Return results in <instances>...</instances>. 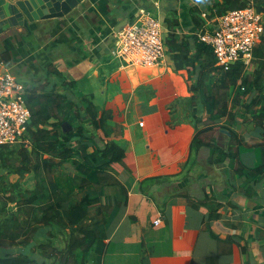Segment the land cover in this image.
<instances>
[{
    "label": "crops",
    "instance_id": "obj_1",
    "mask_svg": "<svg viewBox=\"0 0 264 264\" xmlns=\"http://www.w3.org/2000/svg\"><path fill=\"white\" fill-rule=\"evenodd\" d=\"M193 7L214 18L209 0H84L31 31L14 27L0 35V54L9 57L3 70L10 69L26 88L49 81L47 90L65 91L51 74L56 68L79 93L111 111L127 140L129 191L104 233V264H141L143 258L149 264H264V167L258 168L264 166V128L249 121L239 142L238 124L231 126L236 134L216 127L210 132L230 156L211 162L209 147H192L196 127L182 104L191 95L188 69H176L168 54L163 64L143 67L127 65L114 53L117 33L141 10L163 23L176 16L184 35L193 38L199 32ZM237 119L243 123L245 116ZM61 127L73 129L69 121ZM90 143L89 152L101 144L95 137ZM152 176L166 179L152 184L149 193L134 189ZM178 189L181 195H174ZM167 194L174 196L160 207Z\"/></svg>",
    "mask_w": 264,
    "mask_h": 264
},
{
    "label": "trees",
    "instance_id": "obj_2",
    "mask_svg": "<svg viewBox=\"0 0 264 264\" xmlns=\"http://www.w3.org/2000/svg\"><path fill=\"white\" fill-rule=\"evenodd\" d=\"M209 1L213 16L252 3L264 12V0ZM191 16L198 29L206 23L196 7ZM164 24L166 53L176 69L189 72L187 118L196 127L192 147L207 146L214 153L211 162L222 161L230 154L210 131L227 128L236 134L231 127L236 123L242 130L237 138L241 142L249 121L264 128V33L249 64L239 60L224 68L209 44L198 35L191 39L184 35L176 16ZM8 58L0 54L5 63ZM51 74L62 80L65 91L47 90L49 81L23 91L32 112L25 135L29 142L0 145V264H104V233L122 212L129 191L127 140L116 130L110 110L79 93L56 68ZM203 112L208 113L206 118ZM240 115L245 120L239 124ZM64 121L73 125L70 132L63 131ZM92 136L101 144L89 152ZM165 179L148 177L136 182L134 189L149 193L152 184ZM176 194L181 195L179 189ZM174 195L167 194L163 202L157 199L160 207ZM141 264H149L148 259Z\"/></svg>",
    "mask_w": 264,
    "mask_h": 264
},
{
    "label": "built area",
    "instance_id": "obj_3",
    "mask_svg": "<svg viewBox=\"0 0 264 264\" xmlns=\"http://www.w3.org/2000/svg\"><path fill=\"white\" fill-rule=\"evenodd\" d=\"M207 19L208 13L202 14ZM163 21L147 10L128 22L116 36L114 53L127 65L155 67L166 59ZM264 33V12L258 11L254 3L230 9L209 19L199 29L198 37L209 44L217 62L229 68L236 61L249 64L253 51ZM0 59V145L26 138L32 112L27 105L23 91V81L10 69H2ZM142 124V122H140ZM162 215L154 223L162 222Z\"/></svg>",
    "mask_w": 264,
    "mask_h": 264
},
{
    "label": "water",
    "instance_id": "obj_4",
    "mask_svg": "<svg viewBox=\"0 0 264 264\" xmlns=\"http://www.w3.org/2000/svg\"><path fill=\"white\" fill-rule=\"evenodd\" d=\"M84 0H0V35L10 28L24 27L29 31L41 20L69 14ZM127 20L124 21V24ZM217 225L220 226L219 223Z\"/></svg>",
    "mask_w": 264,
    "mask_h": 264
},
{
    "label": "rangeland",
    "instance_id": "obj_5",
    "mask_svg": "<svg viewBox=\"0 0 264 264\" xmlns=\"http://www.w3.org/2000/svg\"><path fill=\"white\" fill-rule=\"evenodd\" d=\"M210 14H211V11H210V13H208V15H207V18L208 19H211L212 17H210ZM138 16V15H137ZM134 20V19H133ZM129 22H131V21H129ZM164 24V23H163ZM164 26H165V24H164ZM189 102H190V100H189V98L188 99H186V100H183V102H182V104L184 105V109L187 111H185V113H186V116H188V112L190 111V104H189ZM206 113V112H205ZM205 113L203 112L202 114H203V116L204 117H206L205 116ZM191 116V115H190ZM207 122V121H206ZM43 253V252H42ZM43 256H46V255H41V257H43ZM40 257V256H39ZM47 257V256H46ZM44 258V257H43ZM42 258V259H43Z\"/></svg>",
    "mask_w": 264,
    "mask_h": 264
},
{
    "label": "bare ground",
    "instance_id": "obj_6",
    "mask_svg": "<svg viewBox=\"0 0 264 264\" xmlns=\"http://www.w3.org/2000/svg\"><path fill=\"white\" fill-rule=\"evenodd\" d=\"M204 42V41H203ZM29 137V136H28Z\"/></svg>",
    "mask_w": 264,
    "mask_h": 264
}]
</instances>
